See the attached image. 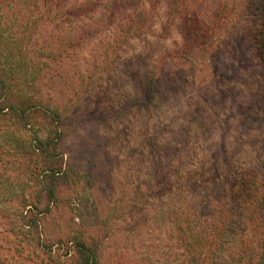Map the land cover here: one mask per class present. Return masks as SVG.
Returning <instances> with one entry per match:
<instances>
[{
    "label": "rangeland",
    "instance_id": "374dc122",
    "mask_svg": "<svg viewBox=\"0 0 264 264\" xmlns=\"http://www.w3.org/2000/svg\"><path fill=\"white\" fill-rule=\"evenodd\" d=\"M261 34L264 0H0L8 100L43 105L0 122V157L57 130L62 162L38 229L2 162L1 261L76 264L83 242L98 264H264Z\"/></svg>",
    "mask_w": 264,
    "mask_h": 264
},
{
    "label": "trees",
    "instance_id": "16d2710c",
    "mask_svg": "<svg viewBox=\"0 0 264 264\" xmlns=\"http://www.w3.org/2000/svg\"><path fill=\"white\" fill-rule=\"evenodd\" d=\"M195 11L196 9H193L192 11L196 19V21L193 22V26L197 27L199 22L197 15L194 13ZM211 33L212 31L209 28L205 31L206 35H211ZM262 36L263 35L261 34L258 44L260 48V56L264 59V39ZM10 81L11 79L9 77L3 78L0 75V122L14 119L17 128L19 125L24 127L25 130L31 129V124L34 123V115L41 111L43 105L39 100H33L29 103L20 95L15 97L16 100H8ZM42 112L48 114L46 113L47 111L42 110ZM53 112L57 117L60 116L59 114H56L54 110ZM59 135V131L54 130L52 133H47V135L41 137L39 134H36L35 131V133L30 136L26 135L29 146V151L26 153V156H14L3 153V157H7V160L0 157V169H2V165H4L2 162H7L8 164L19 163L23 168L25 165L24 171L27 174L28 185L30 184V189L35 191V194L30 195V197H24L22 203L16 207L19 208V216L23 226L38 229L39 222L37 221L36 213L33 214L34 216H29V214L33 209L38 210L37 212L44 211L39 210L41 195H44L49 203L55 200V179L62 168V162L56 147ZM25 159L28 164L25 162ZM260 218V222L264 225V217L261 216ZM251 220L253 221V217ZM77 253L80 258L76 264H98L97 247L94 244L87 246L83 242L78 243ZM0 264L5 263L0 259Z\"/></svg>",
    "mask_w": 264,
    "mask_h": 264
}]
</instances>
